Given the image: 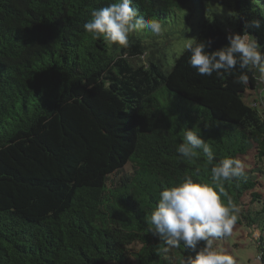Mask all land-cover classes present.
Instances as JSON below:
<instances>
[{
  "label": "trees",
  "instance_id": "trees-1",
  "mask_svg": "<svg viewBox=\"0 0 264 264\" xmlns=\"http://www.w3.org/2000/svg\"><path fill=\"white\" fill-rule=\"evenodd\" d=\"M216 1L227 14L201 18L196 42L211 52L226 46L230 33L246 31L264 55V11L251 0ZM111 2L0 0V264H180L193 250L181 244L165 251L145 218L159 192L186 175L211 183L202 153L186 161L176 152L184 131L202 136L214 162L253 147L264 161L258 70L200 76L184 49L165 67L154 55L162 44L145 32L132 34L128 48L108 47L83 25ZM205 6L131 4L145 19H159L164 34L174 32V17L190 9L203 15ZM253 20L259 29L245 27ZM242 72L246 84L238 82ZM161 90L192 103L165 104ZM259 172L264 168L225 183L221 199L238 207L236 224L264 230ZM258 247L264 262L261 235Z\"/></svg>",
  "mask_w": 264,
  "mask_h": 264
},
{
  "label": "clouds",
  "instance_id": "clouds-1",
  "mask_svg": "<svg viewBox=\"0 0 264 264\" xmlns=\"http://www.w3.org/2000/svg\"><path fill=\"white\" fill-rule=\"evenodd\" d=\"M251 3L264 11V0H251ZM131 4L132 0H113L105 7L93 9L83 25L85 32L92 39H102L106 46L117 48H128L134 33L163 35L164 27L159 19H145ZM245 27L259 29L261 21L253 20ZM197 40L188 39L184 51L190 53L188 63L200 76L231 73L238 66L241 70L256 69L264 77V55L246 31L230 33L227 45L211 52L205 50L206 42L197 43ZM247 81L248 75L242 72L238 82ZM181 139L176 152L186 161H193L202 153L211 166V183L186 175L163 188L156 207L146 214L148 231L165 243V251L181 244L193 250L195 255L185 257L180 264H234L231 255L214 247V241L232 233L239 209L231 198L227 203L221 199L227 196L223 185L244 177L245 166L232 157L214 162L211 146L196 131L186 129ZM201 241L204 245L198 249Z\"/></svg>",
  "mask_w": 264,
  "mask_h": 264
},
{
  "label": "rangeland",
  "instance_id": "rangeland-1",
  "mask_svg": "<svg viewBox=\"0 0 264 264\" xmlns=\"http://www.w3.org/2000/svg\"><path fill=\"white\" fill-rule=\"evenodd\" d=\"M206 8L204 9V14L201 15L199 13H195L194 11L186 10L182 13V17L177 15L174 17L172 25L173 33L164 34L157 37V44H162L158 50L154 51V55L156 58L160 57L162 60V64L165 67H169L172 65L174 61V57L179 55L183 49L184 44L190 38H196L198 31L200 29V21L203 18H213L225 16L227 13L225 12V8H223L217 1L215 0H206ZM200 9V8H198ZM227 12L229 10L226 8ZM202 16V17H201ZM172 28L171 25L168 26ZM185 28V32L181 35H178L179 31ZM146 33V32H145ZM150 34V33H146ZM151 35V34H150ZM144 59H136V62H143ZM164 61V62H163ZM256 91H252L249 93L251 97V101L256 99L257 94ZM167 95V97H165ZM158 97L165 104L172 103L173 105H184L191 104L192 102L181 98L171 91L161 90L158 94ZM185 109V108H184ZM256 148H251L246 155H241L239 160H241L245 166V170H253L258 166L264 168V161L258 160L256 157ZM259 179L260 185L258 186V191L263 193L264 195V172H259L256 174ZM248 197L244 198V202L248 204ZM262 236L264 243V230L259 226L255 229L246 227L245 225L234 224L232 233L230 236L226 238H220L215 240L217 248L225 251L227 254L231 255L234 260V264H264V262L260 259L261 250L258 247V238ZM105 264H116L115 262H107ZM131 264H139L137 259L132 260Z\"/></svg>",
  "mask_w": 264,
  "mask_h": 264
},
{
  "label": "built area",
  "instance_id": "built-area-1",
  "mask_svg": "<svg viewBox=\"0 0 264 264\" xmlns=\"http://www.w3.org/2000/svg\"><path fill=\"white\" fill-rule=\"evenodd\" d=\"M260 259H261V256H260Z\"/></svg>",
  "mask_w": 264,
  "mask_h": 264
}]
</instances>
